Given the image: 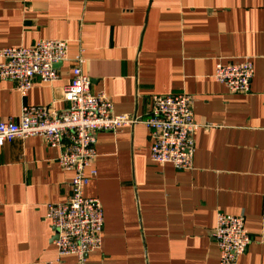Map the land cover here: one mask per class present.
Masks as SVG:
<instances>
[{
  "label": "crops",
  "instance_id": "0c3cea01",
  "mask_svg": "<svg viewBox=\"0 0 264 264\" xmlns=\"http://www.w3.org/2000/svg\"><path fill=\"white\" fill-rule=\"evenodd\" d=\"M64 39L59 78L23 96L0 80V121L24 105L62 110L78 53L94 94L118 114L149 115L154 95L193 97L194 166L150 159L143 123L97 135V176L86 195L104 213L102 246L85 264H219L217 214L243 215L252 237L238 264H264V0H0V48ZM251 56L247 93L213 78L218 62ZM43 137L0 147V264H79L58 257L49 203L65 202L72 171Z\"/></svg>",
  "mask_w": 264,
  "mask_h": 264
},
{
  "label": "built area",
  "instance_id": "2783aa9c",
  "mask_svg": "<svg viewBox=\"0 0 264 264\" xmlns=\"http://www.w3.org/2000/svg\"><path fill=\"white\" fill-rule=\"evenodd\" d=\"M69 59V43L64 39L42 38L31 45L0 48V80L16 83L25 96L36 77L46 83L59 78L57 65ZM72 77L63 88L67 107L24 105L17 120L0 121V147L14 139L38 135L52 147L62 149L63 169L72 171L71 192L65 202L49 203L46 219L54 230L53 243L61 259L75 255L85 264L86 255L102 246L104 213L97 198L86 195V188L97 176V135L117 132L143 123L150 132V159L179 170L194 166L195 134L193 97L186 93L154 95L149 115L118 114L111 98L91 91V79L84 72V57H74ZM251 56L237 62H218L213 78L232 93H247L254 76ZM219 251V264H238L252 241L243 215L217 214L212 233Z\"/></svg>",
  "mask_w": 264,
  "mask_h": 264
},
{
  "label": "water",
  "instance_id": "95a60500",
  "mask_svg": "<svg viewBox=\"0 0 264 264\" xmlns=\"http://www.w3.org/2000/svg\"><path fill=\"white\" fill-rule=\"evenodd\" d=\"M60 64H62V63H59L58 65H60ZM58 65H57V66H58Z\"/></svg>",
  "mask_w": 264,
  "mask_h": 264
}]
</instances>
